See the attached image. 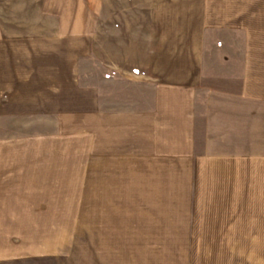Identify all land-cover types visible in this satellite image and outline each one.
Segmentation results:
<instances>
[{
    "label": "rangeland",
    "instance_id": "obj_1",
    "mask_svg": "<svg viewBox=\"0 0 264 264\" xmlns=\"http://www.w3.org/2000/svg\"><path fill=\"white\" fill-rule=\"evenodd\" d=\"M22 1L26 15L28 4L42 7L44 0ZM75 1L69 0L73 11L95 15V33L53 41L49 34L53 20L41 17L38 23L23 24L25 34L39 31L40 38L25 43L22 55L3 56L12 68L17 64V69L1 72L3 76L23 80L17 85L21 102L8 105L24 108V113L6 120L0 138L34 140L39 159L56 160V164L70 159L82 165L90 158L99 164L98 174L79 184L94 192L97 198L88 201L103 208L102 220L81 232L80 238H109V230L117 231L120 245L114 250L119 252L120 264L127 254L131 255L129 264H264L263 214L249 211L247 224L241 225L234 220L239 218L237 213L224 228L215 229L205 223L208 216L199 214L205 208H194L208 201L209 191L261 190L263 184L255 180L264 175V150L249 152L255 156L248 159L246 173L232 167L224 183L212 181L207 166L190 168L183 178L155 172L133 178L131 123H120L131 117V84L135 79L142 83L144 75L156 81L180 74L186 78L203 75L209 85H223L233 94L240 90L245 64L248 73H261L264 78V0H81L83 5L93 2L96 8L78 10ZM6 25L9 29L10 24ZM146 63H151L152 70H145ZM256 89L264 99V84L249 87V95ZM83 112L98 116L86 118ZM260 121L264 124V100ZM65 169L62 181L69 176ZM79 175L84 181L86 174ZM56 184L58 189L60 184ZM132 193L182 198L163 202L169 207L165 209L167 223L156 219L134 223L131 230ZM199 196L203 199L198 200ZM72 231L75 238L66 247L69 256L81 250ZM143 236L150 245H128L132 238L136 242ZM91 248L83 247L88 252ZM35 263L57 264L42 259L9 264Z\"/></svg>",
    "mask_w": 264,
    "mask_h": 264
},
{
    "label": "crops",
    "instance_id": "obj_2",
    "mask_svg": "<svg viewBox=\"0 0 264 264\" xmlns=\"http://www.w3.org/2000/svg\"><path fill=\"white\" fill-rule=\"evenodd\" d=\"M92 3L83 5L78 0L75 7L77 10L81 6L96 8ZM28 6L31 8L25 15L22 0H0V135L5 133L6 120L22 117L24 113V108L8 105L21 102L22 92L17 90V85L23 80L3 76L1 72L17 69V64L12 68L3 56L22 55L26 52L25 43L40 38L39 31L25 34L23 24L38 23L41 17L53 20L54 27L49 32L53 41L86 38L95 33V15L73 11L69 0H58V3L44 0L42 7ZM6 24H10L9 29ZM146 64L145 70H152L151 63ZM244 69L238 94L223 85H209L210 81L203 75L186 78L180 74L168 81H156L151 75H144L142 83L135 79L131 84V117L120 122L131 123V177L144 178L155 172L164 176L174 173L183 178L190 168L207 166L208 176L214 177L212 181L224 183L232 167L243 168L246 173L248 159L255 156L249 152L264 150V124L260 121L264 99L257 89L249 95V87L264 84V78L261 73H248L247 64ZM220 81L224 80L219 78ZM249 81L255 84L249 85ZM39 109L36 107L35 113ZM30 111L33 113L34 108ZM81 115L94 118L98 113ZM250 128L253 130L249 131ZM250 136L255 143L249 144ZM34 143V140L0 138V264L25 260L39 263L41 259L57 264H120L119 252L114 250L120 245L117 231L109 230V238L87 241L80 238L81 232L102 220L99 215L103 214V208L88 201L97 198L94 192L79 184H86L88 176L98 174L99 164H94L91 158L82 165L70 159L59 164L52 159L41 160ZM66 167L69 176L62 181L61 173H66ZM82 172L86 174L84 181L78 177ZM258 178L255 181L263 184L261 190L209 191L208 201L198 202L194 208L202 205L205 209L199 214L208 216L205 223L215 229L224 228L237 213L239 218L234 220L246 225L249 211L264 215V175ZM243 179L248 181L246 175ZM153 198L157 201L152 202ZM168 198L182 196L132 193L131 230L134 223L155 219L158 223H167L165 209L169 207L163 202ZM72 230L81 242V250L79 255L69 256L66 247L75 238ZM130 243L142 246L151 242L143 236L137 237L136 242L132 238ZM88 245L97 249L84 250ZM130 262L131 255L127 254L122 264Z\"/></svg>",
    "mask_w": 264,
    "mask_h": 264
}]
</instances>
